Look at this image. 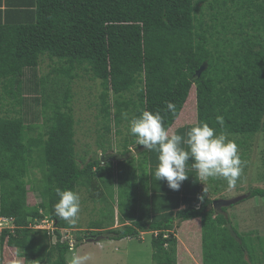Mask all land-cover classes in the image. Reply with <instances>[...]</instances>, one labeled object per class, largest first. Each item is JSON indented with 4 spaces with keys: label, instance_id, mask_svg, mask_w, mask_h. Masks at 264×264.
<instances>
[{
    "label": "trees",
    "instance_id": "1",
    "mask_svg": "<svg viewBox=\"0 0 264 264\" xmlns=\"http://www.w3.org/2000/svg\"><path fill=\"white\" fill-rule=\"evenodd\" d=\"M44 57L57 66L51 83L37 75ZM81 71L100 82L105 124L111 118L117 128L124 111L128 125L144 110L160 111L170 135L187 139L191 127L204 121L248 148L264 133V0H0V217L15 227L0 233V252L8 256L0 264H68L71 246L62 230L75 225L54 212L57 188L86 194L92 203L106 205L101 209H112L118 196V222L92 223L89 229H108L77 235L75 246L96 235L139 240L150 232L153 264H177V231L196 220L204 264H248L242 236L232 229L237 240L232 237L229 218L212 205L226 191L223 178L200 180L189 160V178L179 191L171 190L166 180L155 178L158 152L139 145L129 129L118 148L102 140L101 154L78 160L72 83ZM193 89L194 122L174 127ZM107 152L116 154L111 165L117 164V176L110 161H102ZM206 183H215L212 197L203 189ZM113 184L122 188L115 193ZM137 186L145 200L140 212H131L138 204ZM29 190L38 199L33 206ZM246 194L264 198V189ZM33 218L50 220L52 236L28 228ZM235 247L233 263L227 262Z\"/></svg>",
    "mask_w": 264,
    "mask_h": 264
},
{
    "label": "rangeland",
    "instance_id": "2",
    "mask_svg": "<svg viewBox=\"0 0 264 264\" xmlns=\"http://www.w3.org/2000/svg\"><path fill=\"white\" fill-rule=\"evenodd\" d=\"M211 1V0H210ZM221 1V0H220ZM229 4V3H228ZM205 5V4H204ZM203 5V6H204ZM205 10V9H204ZM56 64L50 61L47 57H44L37 69L38 78L47 79V83H51L56 76L54 73V68ZM81 76L72 83L73 91V101L72 108L75 118V140H76V152L78 160L89 159L93 153L101 154V150L98 147L100 141L107 140L110 141L114 148H118V144L121 142L124 135L127 134L129 125L124 118H120V124L117 127L120 131L119 134L116 133L117 128L115 127V122L109 118V125L104 122L103 104L100 98L102 93V87L100 82L97 80H92L88 73L83 71L79 72ZM111 97L108 100V104H111L115 100V96L110 94ZM127 98V96H125ZM196 104L195 91L191 90L187 102L179 116L178 120L175 122L174 127L186 126L192 124L195 118L194 108ZM112 112H115L114 108H111ZM125 112V111H124ZM106 125L109 126V131H106ZM264 133L259 132L251 140L252 143L249 147H238L239 154L242 152L243 156V171L241 176L238 178L236 186L231 190V192L221 193L222 199L230 200L236 197L247 195L246 193L250 188H262L264 189ZM240 140V138H238ZM105 144V143H104ZM246 148V151H244ZM248 151L247 156L244 155ZM132 152V151H131ZM133 156H138V151L135 150ZM116 154H111L109 152L105 153L102 157L106 161L113 163L112 157ZM127 156V155H125ZM124 156V157H125ZM139 158V157H138ZM116 165V167H114ZM113 175H118L119 168L117 169V164H112ZM114 167V168H113ZM110 170V169H109ZM36 169L31 170L29 173L30 179H35L33 172ZM120 173V172H119ZM139 174V172L137 173ZM28 179V178H27ZM115 187V193L119 190L117 188H122L120 185L113 184ZM215 183L209 186L210 190L213 189ZM227 187V181H224V190ZM137 195L138 204L133 206V211L140 212L141 200L143 194L140 188L135 187L134 191ZM239 192V193H238ZM240 194L235 196V194ZM28 204L33 206L38 202V199L32 191L29 190L28 193ZM85 198V200H84ZM115 201H111L112 209H101L106 205L99 202L101 208L97 205L98 210H95L94 203L86 199V194L81 197V212L79 214L78 221L74 224L75 228L62 230L64 235L69 238L71 250L67 255V262L71 259L73 253L78 254H91L92 259L88 261V264H153L152 262V248H151V236L143 235V240H129L118 243L117 241L106 242V235H96V238L100 237L101 240L97 241L90 238H85L79 246H73L75 244V237L83 236L85 232V227L89 228L92 223L101 224L102 227L107 224H113L118 222L119 210L116 208L115 202L118 199L117 194L113 196ZM83 199V201H82ZM130 201L129 199H127ZM114 202V204H113ZM132 208V207H131ZM226 218H229L231 229H235L238 232L247 248L246 260L248 264H264V198H245L240 202L229 206L227 212H225ZM45 220V219H44ZM38 221L37 218H33L32 222ZM50 222V221H49ZM199 222L196 220L189 221L180 225V231H177V237L179 239V244L177 246V264H204L206 256L203 255L204 250L201 244L202 241V229ZM5 225V224H4ZM197 225V226H196ZM52 227L51 222L44 225L45 229ZM117 224L115 227H118ZM114 228V227H112ZM84 229V230H83ZM43 230V229H39ZM3 231V229H0ZM46 231V230H45ZM199 231L200 234L197 235ZM185 240L187 250H185L184 245L182 246V240ZM261 242V244H260ZM260 247V254L255 253L256 247ZM237 251V247L231 250L230 256L226 259L227 262L233 259ZM5 253L0 252V257L4 261ZM7 256L6 254L4 255ZM15 258L21 259L22 253L14 254ZM8 257V256H7ZM233 263V261H231Z\"/></svg>",
    "mask_w": 264,
    "mask_h": 264
},
{
    "label": "clouds",
    "instance_id": "3",
    "mask_svg": "<svg viewBox=\"0 0 264 264\" xmlns=\"http://www.w3.org/2000/svg\"><path fill=\"white\" fill-rule=\"evenodd\" d=\"M167 109L174 111L175 105L168 102ZM122 118L127 120L128 113H122ZM164 119L160 111L144 110L139 116L129 120V133L136 138L137 143L143 145L148 151L158 152V165L154 173L158 181L166 180L171 190L179 191L182 183L189 178L186 174V165L189 160H192L194 162L191 166L196 170L200 180L223 178L227 181L229 190L236 186L243 171V161L235 140L229 139L225 132L217 134L216 130L204 121L191 127L186 133L187 139L174 133L170 135L165 127ZM216 122L221 128L224 127L223 116L218 115ZM182 144L187 145V149L182 147ZM132 153L135 154V149ZM56 195L59 197L58 202L53 206L56 216L70 224H75L81 212L80 194L71 189L57 188ZM200 199L203 200V196ZM28 228L44 231L30 226ZM4 230L13 233L15 227ZM91 259V254L73 253L69 264H88ZM13 264L18 262L14 261Z\"/></svg>",
    "mask_w": 264,
    "mask_h": 264
},
{
    "label": "crops",
    "instance_id": "4",
    "mask_svg": "<svg viewBox=\"0 0 264 264\" xmlns=\"http://www.w3.org/2000/svg\"><path fill=\"white\" fill-rule=\"evenodd\" d=\"M212 185V184H211ZM210 185V183L209 184H203V189H205V191H209V195H211V193L213 192V189H211L210 190V188H209V186H211ZM215 192H216V190H214ZM224 192H231V190H226V191H221L220 192V197L222 196L221 195V193H224ZM239 193V192H238ZM238 193H236L235 194V196H239L240 194H238ZM211 197H212V195H211ZM223 197H221L220 199H222ZM97 205L98 204H96V205H94V207H95V210H98V208H97ZM99 206V208H101V206L100 205H98ZM181 209H184V207H181ZM177 223V222H176ZM118 224V223H117ZM106 229H108V228H106ZM105 228L104 229H89V228H87V227H85V232H92V231H95V232H97V231H101V232H103V231H105L106 230ZM143 235H150V236H152V233H150V232H146V233H144V234H142V237L139 239V241L141 242L142 240H143ZM102 236V235H101ZM97 241H99V240H101L100 239V237H98V238H95ZM103 239H105L106 240V242H113V241H115V240H110V239H108L107 237L106 238H103ZM129 240H133V239H123V240H120V241H117L118 243H121V242H123V241H129ZM90 241H92V240H90ZM185 247V246H184ZM186 248V247H185ZM187 249V248H186ZM258 252H259V254H260V247L259 246H257L256 247V250H255V253H257L258 254Z\"/></svg>",
    "mask_w": 264,
    "mask_h": 264
},
{
    "label": "built area",
    "instance_id": "5",
    "mask_svg": "<svg viewBox=\"0 0 264 264\" xmlns=\"http://www.w3.org/2000/svg\"><path fill=\"white\" fill-rule=\"evenodd\" d=\"M44 219H42V220L38 219V221L33 222L30 225V227L34 228V229H43L44 231L46 230L45 232L47 233V235L52 236V233H53L55 227L53 226V223L50 220H47L46 218H44ZM49 221L51 222L52 227L50 226V228L45 229L44 225L47 224V223H50ZM12 226H13L12 225V220L6 219L4 217L0 218V229H5V228L6 229H12ZM63 239H69V238H68L67 235H64Z\"/></svg>",
    "mask_w": 264,
    "mask_h": 264
},
{
    "label": "water",
    "instance_id": "6",
    "mask_svg": "<svg viewBox=\"0 0 264 264\" xmlns=\"http://www.w3.org/2000/svg\"><path fill=\"white\" fill-rule=\"evenodd\" d=\"M202 69H204V66H202V67L200 68V71H201ZM200 71L197 72V75L200 73ZM113 157H114V156H113ZM115 158H116V157H115ZM245 198H246V196L244 195V196L236 197V198H234V199H230V200L218 199V200H215V201L213 202L212 205H213L214 210H215L217 213L222 214V215H224V216L226 217V214H225L224 211H222V208H224V207H229V206H231V205H234V204L240 202L241 200H244ZM226 227H227V229H229V231H230L232 237H234V238L237 240L236 235L233 233V231H232V229H231V225L227 224Z\"/></svg>",
    "mask_w": 264,
    "mask_h": 264
}]
</instances>
